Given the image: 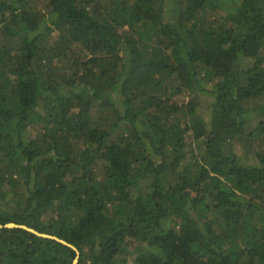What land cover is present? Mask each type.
Returning <instances> with one entry per match:
<instances>
[{
	"label": "trees",
	"instance_id": "trees-1",
	"mask_svg": "<svg viewBox=\"0 0 264 264\" xmlns=\"http://www.w3.org/2000/svg\"><path fill=\"white\" fill-rule=\"evenodd\" d=\"M7 222L76 264H264V0H0ZM75 256L0 228V264Z\"/></svg>",
	"mask_w": 264,
	"mask_h": 264
},
{
	"label": "water",
	"instance_id": "water-1",
	"mask_svg": "<svg viewBox=\"0 0 264 264\" xmlns=\"http://www.w3.org/2000/svg\"><path fill=\"white\" fill-rule=\"evenodd\" d=\"M2 227H21V228H24V229H26V230H28L30 232H33V233L39 235V236L53 238V239L59 241L60 243H63L65 245L71 247L73 250H75L76 256L73 259L71 264H76L77 261H78L79 252H78L77 248L74 245H72L71 243L67 242L66 240H64V239H62L60 237H57L55 235H50V234H47V233H44V232H40V231H38V230H36V229H34L32 227H29V226H27L25 224H20V223H15V222H7V223H4V224L0 223V228H2Z\"/></svg>",
	"mask_w": 264,
	"mask_h": 264
},
{
	"label": "rangeland",
	"instance_id": "rangeland-1",
	"mask_svg": "<svg viewBox=\"0 0 264 264\" xmlns=\"http://www.w3.org/2000/svg\"><path fill=\"white\" fill-rule=\"evenodd\" d=\"M202 99H204V100H202L203 101V107L206 105L207 106V104H208V100L207 99H205V98H202ZM207 108V107H206Z\"/></svg>",
	"mask_w": 264,
	"mask_h": 264
}]
</instances>
